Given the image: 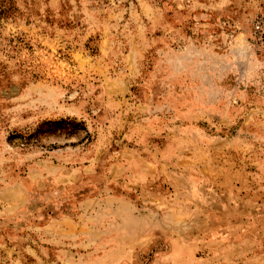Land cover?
<instances>
[{"label": "rangeland", "instance_id": "374dc122", "mask_svg": "<svg viewBox=\"0 0 264 264\" xmlns=\"http://www.w3.org/2000/svg\"><path fill=\"white\" fill-rule=\"evenodd\" d=\"M0 264H264V0H0Z\"/></svg>", "mask_w": 264, "mask_h": 264}, {"label": "trees", "instance_id": "16d2710c", "mask_svg": "<svg viewBox=\"0 0 264 264\" xmlns=\"http://www.w3.org/2000/svg\"><path fill=\"white\" fill-rule=\"evenodd\" d=\"M59 130L62 131V132H65L66 134H67V133L69 134V131H68L67 129H59ZM54 131H56V129H55ZM27 139L30 140V136H28Z\"/></svg>", "mask_w": 264, "mask_h": 264}, {"label": "built area", "instance_id": "2783aa9c", "mask_svg": "<svg viewBox=\"0 0 264 264\" xmlns=\"http://www.w3.org/2000/svg\"><path fill=\"white\" fill-rule=\"evenodd\" d=\"M260 29V25L257 23L256 25H255V30H259Z\"/></svg>", "mask_w": 264, "mask_h": 264}]
</instances>
